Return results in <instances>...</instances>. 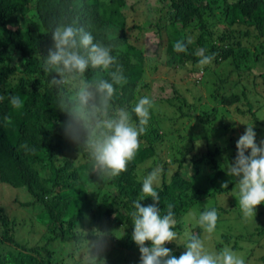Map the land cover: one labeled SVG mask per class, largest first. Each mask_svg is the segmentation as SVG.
Returning <instances> with one entry per match:
<instances>
[{
    "label": "trees",
    "instance_id": "1",
    "mask_svg": "<svg viewBox=\"0 0 264 264\" xmlns=\"http://www.w3.org/2000/svg\"><path fill=\"white\" fill-rule=\"evenodd\" d=\"M154 3L143 17L147 27L133 26L143 31L132 42L126 11L137 9L134 4L128 6V0H0V96L4 97L0 101V184L19 191L21 199L15 202L34 212L22 220L9 217L0 205V264H82L74 247L83 238L80 227L89 233V239H95L96 231L105 234L104 243L112 244L107 254L119 252L121 256L116 264H140L139 249L131 238L130 213L134 211L133 201L141 195L143 178L157 166L162 173L154 185L160 197L156 206L164 215L168 205H173L177 235L181 236L183 219L190 209L217 196L230 197L226 209H219L220 215L224 210L244 218L236 178L227 175V168L235 159V145L245 129L243 126L241 133H235L234 122L227 118L234 109L239 117H248L247 122L264 127L259 118L264 113V0ZM73 22L90 32L94 42L111 48L117 63L110 70L120 67L126 77L123 86L114 85L113 112L119 108L130 111L140 98L147 97L151 86L143 80L146 59L169 69L185 70L191 77L198 78L202 72L196 84L207 75H218L215 69L222 64H229L231 70L216 76L206 102L201 96L189 102L175 84L156 87L155 93L162 92L163 97H148L153 107L135 159L127 171L106 179L91 172L87 151L64 136L62 125L67 117L60 111V94L42 70L55 27ZM145 36L156 42L153 50H141L135 43ZM189 39L192 43H187ZM177 41L187 44L186 52L174 51ZM200 49L206 50L205 55L216 54L211 64H199ZM97 74L111 82L107 72L100 69L89 68L86 77L90 80ZM238 86L241 90L233 92ZM64 91H68L67 86ZM13 95L23 100L20 109L10 104ZM156 105L173 109L188 124L195 121L194 129H199L192 131L189 141L177 135L172 138L175 144L171 143L173 132L163 125L159 110L154 111ZM262 139L256 137L257 144ZM161 147L167 148L166 156ZM148 162L151 165L145 167ZM186 166L194 170L191 177L181 175ZM224 183L227 188L221 187ZM140 203L147 206L153 201L149 197ZM215 206L210 204L201 213L218 209ZM262 208L264 204L257 206L255 216L249 217L252 232L246 240L242 233L245 225L229 234L234 250L241 239L255 244L252 248H264ZM22 226L31 232L39 229V239L22 237ZM191 231L200 236L199 227ZM255 236L257 240H253ZM176 243L165 247L174 248L172 255L179 257L181 243ZM146 246L150 245L146 242ZM124 250L129 253L123 254ZM259 261L264 262V255Z\"/></svg>",
    "mask_w": 264,
    "mask_h": 264
},
{
    "label": "clouds",
    "instance_id": "2",
    "mask_svg": "<svg viewBox=\"0 0 264 264\" xmlns=\"http://www.w3.org/2000/svg\"><path fill=\"white\" fill-rule=\"evenodd\" d=\"M74 24L61 23L55 27L51 35L53 43L44 55L42 70L51 77L50 86L59 91L60 111L67 117L62 125L64 136L87 151L92 173L112 179L127 171L128 164L135 159L153 102L143 97L130 111L119 108L113 112L114 85L123 86L127 83L126 77L120 67L110 70L117 63L111 55V48L94 42L90 32ZM187 43H192L191 39ZM174 51L186 52L187 44L175 42ZM205 51L200 49L197 52L202 66L211 64L216 55H205ZM89 68L107 72L111 82L99 74L87 79ZM3 100L4 97L0 96V101ZM9 102L16 109L23 106V100L17 95L11 96ZM3 119L11 123L8 117ZM235 147L236 156L229 163L227 175L236 178L238 205L247 219L254 217L257 206L264 204V139L257 144L252 124L246 126ZM161 173L162 168L157 166L143 178L141 195L133 201L134 211L130 213L131 238L139 249L140 264H246L244 257L229 247L218 252L206 251L204 241L194 234L189 235L184 245L186 251L179 257L172 255L171 249L165 245L177 238L173 230L176 226L173 205H168L164 215L156 206L160 197L154 185ZM221 187L227 188V183ZM149 197L153 203L143 206L140 202ZM218 218L217 210L212 208L200 213L196 223L211 235L216 230ZM80 231L83 238L74 246L77 258L82 264H106L102 257L105 234L96 231L98 234H93L95 239H89L85 229L80 227ZM146 242L150 246H146Z\"/></svg>",
    "mask_w": 264,
    "mask_h": 264
},
{
    "label": "rangeland",
    "instance_id": "3",
    "mask_svg": "<svg viewBox=\"0 0 264 264\" xmlns=\"http://www.w3.org/2000/svg\"><path fill=\"white\" fill-rule=\"evenodd\" d=\"M136 5V11L135 12H130L127 10V15H129V19L127 22V28L131 29V31H128L130 40L133 42L135 41V37L138 36L143 30H138L136 29L135 25H141L144 24V16L147 12V8L151 7L154 8L155 3L154 0H141L140 3H137V0H128V6L131 5ZM138 16V18L136 17ZM140 16V17H139ZM155 14H152V18H155ZM150 19V18H149ZM145 27H147V24H144ZM137 46L141 48V50H147L146 48H150L151 50L154 49L156 45L155 41H150L148 36L141 37L138 41L135 42ZM149 53L146 52L145 55H148ZM146 59V58H145ZM146 59V64H145V72H144V82L149 84L150 89L146 93V96L149 97L150 95L153 97H163V93L159 95V93H155V88L160 87V86H170L171 84H175L180 88V92L187 98L189 102H193L196 99L194 97L201 96L204 98L203 102H206V99H208V94L210 92V86L211 83L215 80L216 76L226 74L231 70V67L229 64H222L219 67H217L215 70L218 75H207V77H203V79L200 80L201 84H196L197 80L200 79L201 76H203V73L200 72L198 73V78L197 77H191L188 75V73L185 70L182 69H169L166 66H163L159 64L158 62H153L149 63ZM154 66L158 68V70L154 71ZM202 78V77H201ZM233 79V76L231 77ZM195 86V87H194ZM197 86V87H196ZM187 88H189L191 91H189ZM194 88V89H193ZM241 90V86H238L236 89L232 90L233 92H239ZM159 110V116L162 120H164L163 125L167 130L170 132H173L172 137H169V141L171 143H174V138L173 136H181L185 138L187 141H189V135L192 134L193 130H197L199 128L195 127L194 125L196 124L195 121L190 122L188 124V121L185 119L179 118V114L175 113L173 109H170L169 107L162 106V105H156L154 107V111ZM232 114L228 116V120H231L234 122V127H235V133H241V130L244 126V129L246 128L247 125H254V131L256 133V137L263 138L264 139V127L261 125H257L255 123H251L250 121L247 122L249 119L248 117L246 118H241L239 117L236 113L235 110L232 109ZM261 120L264 121V113L259 116ZM247 124V125H246ZM173 138V139H172ZM175 144V143H174ZM169 147V144L167 145ZM163 154L166 156L167 148L166 147H161ZM165 152V153H164ZM151 165V162H148L145 167H148ZM194 174V170L190 166H186L182 171L181 175L186 176V177H191ZM21 194L19 191L17 192L14 191L13 189L8 188L7 186H3L0 184V205L5 207L7 210V214L9 217H17L18 219H28L29 215L32 213L29 209L23 208L18 206V202H15L16 199H21ZM205 205H198L188 212L187 215L184 216L183 222L184 225L182 227L181 231V236L177 235V238L175 241L171 242L172 246H176V242L178 241L181 243L179 246L180 248V253H183L186 251V248L184 245L187 243L189 235H192L191 231L192 229H196L199 227L196 223V219L198 218L199 214L201 213V209L205 208L206 206L210 204H215L218 209V221H217V226L216 230L214 233L211 235L205 233L203 229L200 227V237L204 241L205 244V249L206 251L209 252H218L224 247H229L233 251L237 252L238 254L242 255L245 259L246 264H264V262L259 261V258L263 257L264 255V248H252L255 246L250 245L246 240L247 236L251 234L252 229L248 227L250 224V219L251 218H239L237 215H232V213L225 212L224 210L230 203V197L229 196H217L213 199H206L205 200ZM224 209L221 210L223 213L221 215L219 214V209ZM259 209V207H258ZM264 211V208H262ZM31 212V213H30ZM34 213V212H33ZM32 213V214H33ZM264 219V216L261 217V222ZM248 221V223H247ZM247 223V224H246ZM247 227L245 231H242L243 235H245L244 239H241L239 241V248L237 250L233 249V243L234 240L228 239L229 234H233V231H241L242 226ZM259 225V223H258ZM27 227V226H26ZM25 226L23 228V231L21 232L22 237L29 239L37 238L39 239L38 235L40 234L39 229L35 228L32 232L27 229ZM238 227L240 229H238ZM191 231V232H190ZM238 231V232H239ZM27 232V233H26ZM194 233V232H193ZM20 234V235H21ZM257 240L258 238L255 236L253 240ZM175 243V244H174ZM252 246V247H251ZM112 248V244L104 243V251L102 253L103 257H105V260L107 262H111L113 264H116V260H120L121 256L119 255H109L107 254V250ZM172 248L171 250H173ZM129 253L128 250H124L123 254ZM122 254V253H121ZM114 256V257H113ZM113 257V258H112ZM131 256L128 257L130 260Z\"/></svg>",
    "mask_w": 264,
    "mask_h": 264
}]
</instances>
